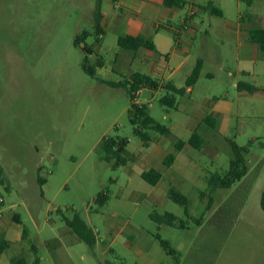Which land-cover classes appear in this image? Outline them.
Masks as SVG:
<instances>
[{"label": "rangeland", "instance_id": "rangeland-1", "mask_svg": "<svg viewBox=\"0 0 264 264\" xmlns=\"http://www.w3.org/2000/svg\"><path fill=\"white\" fill-rule=\"evenodd\" d=\"M97 1L0 0V226L12 239L27 231L22 246L12 243L0 264H10L14 256L29 264L37 258L40 264H175L158 234L180 254V264H264V100L256 116L236 117L227 136L212 137L214 130L202 124L205 146L217 151L213 158L211 148L208 153L186 146L176 152V141L187 140L193 129L174 124L191 116L189 98L194 105L206 97L221 98L224 93H211V81L197 95H178L176 107L160 103L165 91L145 89L136 96L172 132L149 130L155 140L165 137L164 154H178L161 183L176 174L182 182L178 188L189 199L187 215L183 205L138 172L146 152L159 146L153 139L149 148L134 133L126 88L104 81L126 77L115 66L122 54L115 32L105 29L101 40L95 29ZM85 30L89 35L76 45ZM83 45L92 50L88 57L95 76L83 67ZM230 95L237 112V96ZM105 136L129 139L124 163L106 160ZM229 139L250 146L249 172L234 192L235 185L213 191L214 204L205 212L202 196L211 191L207 177L230 167ZM102 192L108 194L103 205L96 201ZM167 211L183 219L185 227L159 225L151 218L153 212ZM75 213L94 231V247L64 221L63 215ZM55 239L61 241L56 249V243H48Z\"/></svg>", "mask_w": 264, "mask_h": 264}, {"label": "crops", "instance_id": "crops-1", "mask_svg": "<svg viewBox=\"0 0 264 264\" xmlns=\"http://www.w3.org/2000/svg\"><path fill=\"white\" fill-rule=\"evenodd\" d=\"M107 1L106 7L105 0L101 1V31L98 34L101 40L105 38V29L111 28L118 41L120 37L130 35L142 37L155 44V49L145 46L136 50L122 47V54L116 57L115 66L121 75L126 77L123 80L133 81L135 74L144 75L158 82L159 86L152 88L144 82L140 85L141 92L149 89L153 94L158 91H165L167 94L166 83H173L178 88L186 86L187 78L193 72L198 59H201L200 76L195 84L186 86L183 95H197L204 89L202 84L206 80L211 81L208 86L214 88L211 93H224L221 98L206 97L204 103L199 105H194V100L189 98L186 106L191 107V116H188L186 121L175 119L174 124L179 128L193 129L192 136L194 131L199 132L202 124H205L214 130L212 137L227 136L236 117L256 116L261 111L260 100H264V52L258 43L251 40L250 30L264 28V0H184L186 3L182 7L167 6L165 0ZM209 5L220 9L222 14L213 13L208 8ZM103 63L100 65H104ZM240 82L255 89L250 91L244 87L240 88ZM230 93L237 96V112L231 101L234 96ZM208 115L215 118V121H210L215 128L205 121ZM191 136L187 140L182 139L186 143L181 149L175 146L176 152H181L186 146H192L188 143ZM201 136L204 143L199 150L209 153L208 148H211L213 152L209 154L216 158L217 151L214 152L211 146H205V138L202 134ZM154 138L151 137L148 147ZM165 140V137L160 136L154 142L159 147H149L144 156L145 166L140 162L138 172L142 177L144 171L152 168L159 170L162 177L155 185L169 196L170 188L174 186L180 191L178 187L182 182L177 179L175 173H169L167 181L161 183L163 171L170 169L174 163L166 165V157L170 153L175 154V160L178 157L176 152L167 155L163 153L161 146ZM242 184L243 180L231 188L230 193ZM1 205L2 203L0 207ZM4 229L0 226V234L10 240V246L12 243L21 245L26 238L23 232L21 235L17 234L16 238H9Z\"/></svg>", "mask_w": 264, "mask_h": 264}, {"label": "trees", "instance_id": "trees-1", "mask_svg": "<svg viewBox=\"0 0 264 264\" xmlns=\"http://www.w3.org/2000/svg\"><path fill=\"white\" fill-rule=\"evenodd\" d=\"M167 6H179L182 7L185 5L184 0H165L164 1ZM208 8L211 9L213 13L222 14V11L218 8L209 5ZM95 29L97 31H101V18H102V2L101 0L97 1L95 8ZM89 35L87 30L83 31L82 36H77L75 39V44L80 45L82 40ZM250 38L253 42L259 44L260 48L264 52V28H254L250 30ZM119 45L124 48L136 50L140 46H145L150 49H155V44L152 41L144 39L142 37H134V36H124L119 38ZM83 50L86 53L83 61L84 69L92 76L96 75L95 68L89 65V57L88 55L92 53V50L83 45ZM202 67V60L198 59V62L191 73V75L186 80V86L193 85L197 82L200 71ZM133 81L121 80V81H106L108 84L112 86H121L125 87L128 91L130 98L132 100L131 106L129 108V117L130 121L134 126V133L138 135L144 142L145 145H149L151 140V136L149 130H154L161 135H171V130L153 118L148 112V106L146 104H138L135 102V91L139 90L140 85L144 82L152 88H157L159 86L158 82L151 79L150 77L135 74L132 77ZM186 86L178 88L173 83H166L165 87L168 90V93L160 98V103L167 107H176L177 106V96L183 95L186 92ZM239 87L247 88L250 91H253L255 88L253 86H249L243 82L239 83ZM207 123L211 125V127L215 128L213 123L210 121H215V118L212 115H208L205 120ZM129 139L127 137L122 136H105L102 139V147L106 153L105 158L108 161L112 159H116L115 166L120 165L125 162V158L122 155V152L125 150L128 145ZM185 141L182 139H178L175 143L177 149H181L185 145ZM188 143L197 149H201L204 143V140L201 134L198 131H194L193 135L189 139ZM229 143L232 149V158L230 160V167L225 173L213 172L207 177L208 184L210 186L211 191L209 193H205L202 196L203 201L206 204L205 212L209 211L214 204L213 191L217 189H228L236 185L240 182L248 173V158L247 154L249 152V145H240L234 139H229ZM176 156L174 153H170L166 159L165 164L171 165ZM162 177V173L156 169H150L148 171H144L142 173V178L155 185ZM4 180V168L0 166V184L3 183ZM40 182L43 183L45 181L44 178H39ZM169 197L183 205L185 207V213L188 215V204L189 199L186 195L181 193L178 189L172 186L169 190ZM108 199V194L105 192L99 193L96 197V201L103 205ZM261 206L264 210V190L261 195ZM230 209L229 207H224V210ZM218 213V212H217ZM216 213V214H217ZM218 215V214H217ZM151 218L157 222L159 225L166 224L170 226H179L185 227V221L180 219L177 215L172 212H165L160 214L158 212H153L151 214ZM63 219L69 228L83 241H85L89 246L94 247L96 244V235L94 231L88 227L85 220L78 214L75 213L73 218H69L63 215ZM195 220L199 222V218L195 217ZM20 221V220H17ZM27 231L24 228L23 236L25 237ZM157 238L160 240L161 245L167 250V252L171 255L175 256L176 263L180 264V254L171 247L170 243L167 240L161 238L158 234ZM56 243L55 249L61 243L59 239L52 240L48 242L49 244ZM10 247V240H8L4 235L0 236V258L2 254ZM32 248L35 252L38 251V247L36 245H32ZM36 264H39V259L37 258L35 261ZM11 264H28V261L23 256L13 257L11 260Z\"/></svg>", "mask_w": 264, "mask_h": 264}, {"label": "built area", "instance_id": "built-area-1", "mask_svg": "<svg viewBox=\"0 0 264 264\" xmlns=\"http://www.w3.org/2000/svg\"><path fill=\"white\" fill-rule=\"evenodd\" d=\"M140 93H141V90H140V89L137 90V91H135V95H136V96H137L138 94H140ZM135 102L138 103V104H140V105L142 104V103H140V102H138V101H136V100H135ZM1 200H2V199H1Z\"/></svg>", "mask_w": 264, "mask_h": 264}]
</instances>
